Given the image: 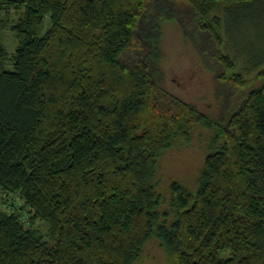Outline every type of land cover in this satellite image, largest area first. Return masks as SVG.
I'll use <instances>...</instances> for the list:
<instances>
[{
    "label": "trees",
    "instance_id": "trees-1",
    "mask_svg": "<svg viewBox=\"0 0 264 264\" xmlns=\"http://www.w3.org/2000/svg\"><path fill=\"white\" fill-rule=\"evenodd\" d=\"M221 7L242 19L264 0H0V13L23 9L15 52L0 42V264H135L152 238L167 264H264V68L251 88L222 53ZM186 9L193 46L214 47L223 82L248 90L224 123L155 82L146 61H122L152 60ZM242 26L236 52L251 71L264 56ZM197 128L210 136L195 188L171 182L162 208L157 160Z\"/></svg>",
    "mask_w": 264,
    "mask_h": 264
},
{
    "label": "rangeland",
    "instance_id": "rangeland-1",
    "mask_svg": "<svg viewBox=\"0 0 264 264\" xmlns=\"http://www.w3.org/2000/svg\"><path fill=\"white\" fill-rule=\"evenodd\" d=\"M174 7L181 10L186 8L178 4ZM223 9L221 7L214 15H211V17L217 13L223 15L224 24L230 31V36L225 33L223 36L221 34L222 44H224L221 49L222 53L235 60L237 73L247 79L246 82L249 86L251 85V88L257 87L261 83H255L258 80V70L264 68V62L258 68L245 71L248 68L245 58L239 57L236 52V50L243 51L245 41L237 29L241 24H243L242 28H254L249 34L251 40L247 44V51H251L250 54L255 55L257 60L262 59L264 56V8L239 13L238 15H245L242 19L232 18L230 16L232 14H223ZM22 11L23 9L19 12L11 10L10 13H0V22L4 24L0 27V42L8 56L13 54L16 48V40L10 28L22 15ZM185 12V15H177L181 24L166 22L163 24L158 52L155 51L153 58V55L151 57L148 55L152 60H149L142 52H130L122 61L129 67L146 61L155 82L174 96L194 105L212 119L224 123L230 112L244 99L248 90L239 91L223 82L221 79L223 67L214 58L215 56H212L215 53L214 47L206 46V43L203 45L199 40H197L199 45L193 46L194 39L187 36L190 32L185 30L187 28H183L184 24L191 22L189 18H192V14L188 9ZM49 25L50 22L46 17L43 30L45 31ZM190 36L194 38L191 33ZM230 42L235 46H232ZM244 54L247 57L249 53L244 52ZM251 63L253 61L249 62ZM222 109H227V114L226 110L222 111ZM209 136L208 131L197 128L189 145L184 146L174 142L158 158L154 183L163 198L162 208L166 207L165 201L169 197L171 182L178 181L191 189L195 188L196 178L207 154ZM11 197L17 207L22 205L19 198L9 196ZM0 209L8 211L4 205L0 206ZM35 226L47 240L49 226L41 221H37ZM135 264H167L166 257L155 238L147 243L140 260Z\"/></svg>",
    "mask_w": 264,
    "mask_h": 264
}]
</instances>
